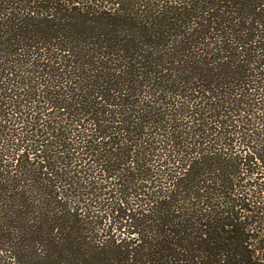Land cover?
Wrapping results in <instances>:
<instances>
[{"label":"trees","instance_id":"obj_1","mask_svg":"<svg viewBox=\"0 0 264 264\" xmlns=\"http://www.w3.org/2000/svg\"><path fill=\"white\" fill-rule=\"evenodd\" d=\"M0 264H264V0H0Z\"/></svg>","mask_w":264,"mask_h":264}]
</instances>
